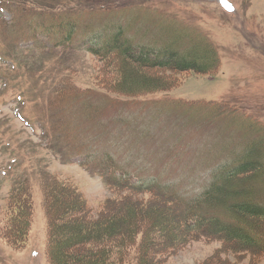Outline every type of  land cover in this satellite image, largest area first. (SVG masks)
Wrapping results in <instances>:
<instances>
[{"label": "rangeland", "instance_id": "obj_1", "mask_svg": "<svg viewBox=\"0 0 264 264\" xmlns=\"http://www.w3.org/2000/svg\"><path fill=\"white\" fill-rule=\"evenodd\" d=\"M15 1L0 0V264H48V177L70 180L94 214L117 196L80 166L85 157H111L133 180L155 179L190 197L248 151L264 157V0ZM67 17L70 41V28H58ZM119 33L139 49L208 51L216 62L202 74L161 71L175 83L166 93L133 100L104 92L115 76L89 49ZM25 179L33 216L16 249L1 229L10 191ZM218 238L192 241L163 264H264V253Z\"/></svg>", "mask_w": 264, "mask_h": 264}, {"label": "trees", "instance_id": "obj_2", "mask_svg": "<svg viewBox=\"0 0 264 264\" xmlns=\"http://www.w3.org/2000/svg\"><path fill=\"white\" fill-rule=\"evenodd\" d=\"M12 3L18 5L15 0ZM72 8L70 11H76ZM65 23L58 28L60 32L63 27L70 28L64 38L70 41L74 25L68 17ZM120 39L121 34H116L104 46H93L89 52L100 60H109L107 69L115 76L111 75L114 78L109 90H101L128 99L169 92L175 83L163 70L202 74L216 62L208 51L179 57L171 52L157 54L139 49ZM54 129L52 137L59 140ZM80 166L101 176L117 196L105 200L94 214L70 180L49 175L41 189L47 217L48 264H163L166 254L211 235L235 243L254 257L264 253V204L260 200L264 157L260 152L248 151L232 168L221 167L212 183L192 197L155 179L133 180L108 156L85 157ZM33 206L29 181L16 182L1 229L8 244L16 249L25 244Z\"/></svg>", "mask_w": 264, "mask_h": 264}, {"label": "snow or ice", "instance_id": "obj_3", "mask_svg": "<svg viewBox=\"0 0 264 264\" xmlns=\"http://www.w3.org/2000/svg\"><path fill=\"white\" fill-rule=\"evenodd\" d=\"M226 7H227V4H226Z\"/></svg>", "mask_w": 264, "mask_h": 264}]
</instances>
